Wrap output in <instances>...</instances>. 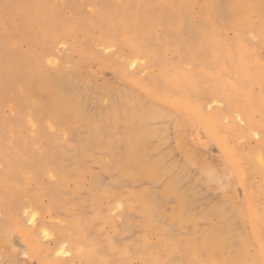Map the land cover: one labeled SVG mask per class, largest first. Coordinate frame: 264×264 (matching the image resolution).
I'll list each match as a JSON object with an SVG mask.
<instances>
[{"label":"rangeland","instance_id":"374dc122","mask_svg":"<svg viewBox=\"0 0 264 264\" xmlns=\"http://www.w3.org/2000/svg\"><path fill=\"white\" fill-rule=\"evenodd\" d=\"M37 2L48 6L51 10L54 20L53 31L45 30L38 26L37 22L32 21L34 18L26 17V13L31 14L29 4L34 6ZM137 4V0H0V177L7 175L8 169L12 170V174L10 173L12 180L25 185L27 191L18 190L12 196L3 187L0 190V208L7 203L10 205L3 215V210H0V217L2 218L5 213L12 214L19 221L24 232H34L33 243L29 246L16 230H10L9 247H0V264H38L36 256L40 253L37 250L48 252V259L62 261L67 259L70 264H93L85 253L84 257L78 256V245L89 246L95 251L103 261L96 264H120V257L127 258L126 264H142L141 253H137V245L132 242L133 239L140 234V237L145 236L152 242L158 239L152 230L145 231L131 227L121 214L125 208V201L139 191V187L143 184L135 186V183H132L124 186L126 193L124 200L117 204L118 199L112 191L103 193L102 200L94 199L88 189L91 184L90 174L84 171V166L80 170L74 168L72 173V166L74 167L72 159L75 153L70 152V149L77 143L78 133H83L85 130L83 123L77 116L70 120L64 119L60 114L44 113L37 116L38 108L42 104L46 105L47 99L28 91V87L23 84L26 80L37 87V90H43L48 85V78L58 83L54 77L66 80L68 76L71 80L68 90L77 95L85 93L88 96L89 103L84 106L88 111L97 106L100 107L99 109H108L113 99H118L117 101L129 110L146 107L158 113L145 125V128L151 132L150 138L143 140L144 149L146 153L148 150L151 152L148 156L140 154L142 159L147 157L158 159L160 166L171 168L174 175L182 173L185 187H188L190 181L195 184L193 189L197 194L198 204L191 209V214L198 216L199 219L194 225H181L183 240L194 238L200 230L210 226L213 220L203 218L201 215L213 205L226 200L231 201L225 194L227 187L233 189L235 198L240 201L247 200L243 188L228 168L220 150L221 145L200 128L194 138H186V143L187 147L203 159L201 160L204 166L201 165L200 168L197 163L192 165L184 163L176 143V136L178 123L182 118L189 116L185 110L178 107L181 105L179 103L186 99L174 93H163L157 86L147 84L150 77L158 72L157 68L148 67L149 58L153 59L152 54L140 53L136 57L131 55L127 57V53H119L115 45H104L100 41L105 24L99 20L100 16L114 9ZM253 7L255 11L246 15L241 28L229 25L228 22L231 21L228 18L220 19L227 26L213 33L225 50L232 49L234 44L239 43L238 57L222 59L221 52L214 53L208 50L206 59H212V63L220 60L216 64V69L212 70L205 65L196 66L185 51L189 41L182 42L183 46H180L182 49L174 54L166 55L175 64L173 66L166 63V67L169 66L170 75H174L172 71L186 74L190 76L187 83L200 84V86L207 84L214 74L218 83L216 85L230 94L234 106L242 103L251 104L246 91L251 98L262 97L257 103V110L251 106L248 111L251 117L263 125L264 134V89L261 84L264 73V26L261 32L262 20L258 14L259 8L257 4ZM198 20L199 22H196L199 26L208 23L207 17ZM150 22L151 20L147 18L138 20L140 25ZM217 26L219 27V24ZM105 27L104 31L116 32L117 23L113 22L111 25L110 22ZM161 30L160 24L154 25L155 35H160ZM141 37H147V33H142ZM141 49L147 50L146 47ZM110 55L117 58L114 66L109 59ZM180 57L185 59L179 61ZM121 62L124 63L121 66L123 71L118 78H113L112 74ZM77 63L78 69H75L74 65ZM240 67L243 71L238 69ZM6 75L7 83L3 80ZM219 99L215 97L214 101L201 99L200 103H190L198 105L204 114L214 111V108L221 110L217 123L222 131L234 121L243 124L244 121L236 115L238 111L233 115H227L224 111L225 103ZM260 137L261 133H253L247 138L236 137L235 140H229L228 144L239 146L242 153H247ZM49 142H52L56 149H64V151L51 150L52 146L48 144ZM48 145L51 149L47 147ZM48 161L55 164L56 168L51 169L52 165H48ZM110 163V156H105L101 157L99 162L89 160L85 166L90 172L100 176L103 187H108L114 178L118 179L122 174L121 167L111 169L110 172L101 170L102 164ZM208 165L218 166L216 172L222 176L209 180ZM33 166L37 168L36 174L28 169ZM59 171L65 175L60 174ZM249 172L248 190L255 198V203L262 205L264 193L260 185V175L254 169H249ZM75 175L79 176L77 181ZM169 176L171 175L168 173L162 177L159 186L165 185ZM77 183L81 189L75 193L76 197L71 195L68 197L67 191L71 193ZM49 187L54 188V198L49 197L47 191ZM36 188H39L42 194L39 199L40 204L34 211L29 207L28 200L31 201L29 195ZM56 195H58L57 199H55ZM10 197L13 199L9 201ZM61 202L62 210L59 204ZM80 202L84 207L80 206ZM25 206L28 208L25 209ZM175 206L176 203L172 201L164 206L163 212L159 215L160 220L157 221L159 225L168 222L170 211ZM45 207H49L48 210H44ZM233 210L234 208H228L229 212ZM30 211L37 214L36 224L40 226L38 229L37 225L30 223L27 217ZM261 212L264 218V207L261 208ZM242 214V218L235 217L231 220V228L240 231L244 237L243 241L247 244L246 247L253 252L255 246L248 245L245 236L250 225L244 221L245 215ZM0 224L8 225V223ZM41 226L55 234H43L40 231ZM71 227L76 233L72 245L65 241V234H61V231H67ZM111 239L117 249L112 248L113 252L106 250L104 252L105 246L111 244ZM60 245L66 247L65 252L54 254L53 249Z\"/></svg>","mask_w":264,"mask_h":264},{"label":"bare ground","instance_id":"6f19581e","mask_svg":"<svg viewBox=\"0 0 264 264\" xmlns=\"http://www.w3.org/2000/svg\"><path fill=\"white\" fill-rule=\"evenodd\" d=\"M136 6H124L121 9H114L109 13L102 14L100 21L104 22L100 41L104 45H115L119 53H127L131 56H138L142 54H152L153 59L148 60V67L157 68L158 72L150 77L147 84L157 86L163 93H174L186 101H181L178 107L185 110L189 116L182 118L178 124V132L176 136V143L180 150L184 163H197L201 168L204 164L202 158L197 155L195 151L187 147L186 138H194L198 128L202 129L209 137L215 139L220 145L221 153L223 154L228 168L231 170L234 178L243 188L247 200L240 201L234 197L233 189L226 188V197L230 200L226 202L213 205L206 213L201 215L203 218H211L213 221L210 226H207L199 231L198 235L190 240H183L181 235V225H194L199 217L191 214V209L198 204V197L193 189L195 184L188 183L185 187L182 173L172 174V169L168 167H161L158 159L147 157L142 159L143 155L151 152H145V144L143 140L150 138L151 130L145 128L151 119L158 115L155 111L149 108H140L138 110H129L125 105H121L118 99H113L111 106L108 109H99L100 107H93L88 111L84 106L88 104L89 99L85 93L77 95L70 92L68 86L71 80L57 79L56 81L48 78V85L43 90H37L29 80L23 81V84L28 87V91L34 92L35 95H41L47 99L46 105L42 104L38 108L37 116L48 114H60L64 119H72L74 116L80 118L85 130L83 133H78V141L70 152H74L72 159V173L75 169H81L90 174L91 184L89 191H91L94 199L102 200L103 193L112 191L115 193L118 201L121 203L124 200L125 189L124 186L135 183L138 184L139 191L131 195L129 200L125 201V208L121 212L127 223L131 227L140 230H152L156 233L158 239L156 241H149L145 236H136L132 242L137 245L138 252L141 253L142 264H264V218H262V205L255 203V198L252 197L250 190V172L249 169L257 171L261 178V189L264 193V134L262 133L263 125L251 117L248 109L252 106L257 110L258 102L262 97H250L249 92L247 96L250 98L251 104L242 103L241 105H232V98L229 93H225L216 81V78L211 75L207 84L187 83L190 76L182 73L172 71L174 75H170V63L173 62L166 56L167 54H174L179 49L182 42L186 43L185 51L191 61L195 62L196 66L205 65L212 70L216 69V64L220 60L212 63V59H206L208 50L214 53H222V59L227 60L240 55L239 43L234 44L232 49L225 50L224 46L216 40L213 33L224 29L227 25L224 21L227 18L231 21L229 25L241 28L242 22L246 15L255 11L253 5L257 4L259 8L258 14L261 16V32L264 26V0H137ZM32 5V4H31ZM30 6V12L26 13V17L33 19L37 25L48 31L54 30V20L51 15L49 7L35 3ZM49 11V13H48ZM150 17V18H148ZM207 17L208 23L199 26L198 18ZM224 17V18H223ZM147 18L151 20L150 23H138V20ZM117 23L116 32L104 31V27ZM161 25V34H154V25ZM219 24V27L217 26ZM106 28V27H105ZM67 31V30H66ZM147 33V37L142 38V33ZM183 46V45H182ZM146 47L147 50L141 49ZM127 50V51H126ZM117 53V54H119ZM120 55V54H119ZM150 56V55H149ZM112 65H116V56L110 55ZM185 58L180 57L179 61ZM203 60V63H201ZM121 62L117 67L113 78H118V75L123 71ZM77 65H74L75 69ZM114 68V67H112ZM74 69V70H75ZM243 71V68H238ZM4 82L7 83L8 76L3 77ZM188 84V85H187ZM261 84L264 89V73L261 77ZM187 85V87H185ZM33 89V91H32ZM218 97L220 101L225 103L224 111L227 115L236 113L243 120V124H238L236 121L232 122L229 127L223 129L218 128L217 121L221 110L204 114L198 105L192 103H200L201 99L207 101H214ZM53 99V100H52ZM253 99V102H252ZM90 112V113H89ZM82 128V127H80ZM79 129H76V131ZM254 134L261 133L259 140L251 147L247 153H242L239 146L234 144L229 145V140H235L236 137L247 138ZM51 150L55 151V146L52 142L48 143ZM78 146V147H76ZM58 152H63L64 149H56ZM145 153V154H144ZM110 156L111 163L109 165L102 164L101 170L110 172L116 167L122 168L120 178H114L108 187H103L100 176L94 172H90L87 161H101V157ZM7 159V157H5ZM202 159V160H201ZM51 169H55V164L48 161ZM199 168V169H200ZM209 180L219 178L222 176L216 172L218 166L207 167ZM32 173H37L35 166L28 168ZM12 170H7V175L0 177V190L3 187L14 196L18 190L26 191V186L12 180L10 175ZM60 174L61 171H59ZM11 173V174H10ZM170 174L165 185L159 186V183L167 174ZM65 175V173H63ZM76 181L79 176L75 175ZM143 179V181L141 180ZM145 179V180H144ZM137 183V184H136ZM47 189V188H46ZM46 189H44L46 191ZM81 189L79 183L70 192L67 191V196H75L76 192ZM108 189V190H107ZM49 197L54 198V188L47 189ZM27 192V191H26ZM47 192V194H48ZM42 192L39 188L34 189L28 200L29 207L35 211V208L40 204L39 199ZM69 197V196H68ZM58 195L55 196V199ZM13 197H10L9 201ZM116 199V198H115ZM109 200V199H108ZM112 200V199H111ZM175 202L176 206L171 209V216L168 222L163 225L158 224L160 220V213L163 212L164 206L169 202ZM111 203V202H110ZM60 210L63 208V203H59ZM10 204L1 206L0 210L3 212L9 209ZM33 205V206H32ZM100 205V204H99ZM80 206L84 207L81 202ZM81 207V208H82ZM28 207L25 206V209ZM49 208V207H48ZM47 207L44 210H48ZM228 208H234L233 212H229ZM58 210V211H60ZM34 211L27 213L30 223L36 224L37 214ZM45 212V211H44ZM244 213V221L250 225L249 231L245 232L248 245L255 246L254 251L250 252V248L246 247V242L240 231H235L231 227V220L235 217L242 218ZM1 215V216H2ZM1 218V217H0ZM59 216L56 217L58 219ZM0 223H8L10 227L0 224V247H9L8 234L10 230H16L20 237L29 244L33 243L34 232H24L21 224L12 214H7L0 219ZM95 223V221H93ZM37 225V224H36ZM242 225V224H241ZM40 226L37 225V229ZM66 228V227H65ZM61 231L65 234V241L72 245L76 238L74 228ZM40 231L45 235L55 234L50 229L41 226ZM144 234V233H142ZM111 244L106 245L107 252H113V239ZM75 246V245H73ZM79 248L78 256H83L84 253L91 259L93 264L103 262L89 246H77ZM36 249V248H35ZM34 249V250H35ZM66 247L60 245L53 249L54 254H63ZM39 252L40 256H36L38 264H70L69 261L48 259V252ZM150 259V260H149ZM126 257H120L119 263L126 264Z\"/></svg>","mask_w":264,"mask_h":264}]
</instances>
